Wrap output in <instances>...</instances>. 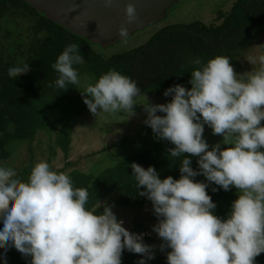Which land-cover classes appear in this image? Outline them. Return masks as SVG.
<instances>
[{"label":"clouds","instance_id":"9594fccd","mask_svg":"<svg viewBox=\"0 0 264 264\" xmlns=\"http://www.w3.org/2000/svg\"><path fill=\"white\" fill-rule=\"evenodd\" d=\"M114 3L103 0L105 8ZM123 14L121 39L139 22L134 0H128ZM230 61L228 56L206 63L201 57L193 59L191 88L169 87L163 95L172 99L165 104H138L141 90L136 81L115 69L81 92L96 117L123 113L130 119L136 115L134 106L143 105L145 125L157 140L175 146L168 150L170 157L182 158L179 179H161L154 166L130 165L136 189H143L138 195L151 201L158 221L152 231L160 245H149L144 234L129 231L114 205L88 207V190L74 187L71 176L53 170L48 161L37 162L27 180H21L14 167L0 164L3 264H8L6 253L12 248L28 264H122L125 250L141 255L137 264H149L157 247L167 251V264H256L264 253V55L248 57L254 69L244 74ZM85 63L80 46L67 45L52 64L58 76L49 87L78 88V66ZM30 70L29 63L19 62L7 75L17 80ZM205 126L222 141L210 146ZM192 157L197 158L195 169ZM201 175L206 182L196 179ZM212 184L219 186L212 192L238 190L226 218L215 214L217 204L208 194Z\"/></svg>","mask_w":264,"mask_h":264},{"label":"trees","instance_id":"16d2710c","mask_svg":"<svg viewBox=\"0 0 264 264\" xmlns=\"http://www.w3.org/2000/svg\"><path fill=\"white\" fill-rule=\"evenodd\" d=\"M218 15L220 24L208 25L201 21L173 24L156 34L148 43L106 58L98 52L100 46L50 20L24 1L0 0V164L5 166L13 159V153H17L21 147L25 148V156L28 154L31 158L21 163L17 174L21 180H27L42 151L41 142L38 141L42 133L48 136L55 134L56 146L67 157L77 120L88 110L85 103L81 102L84 99L81 92L89 84H95L109 70L115 69L136 81L141 96L163 94L176 84L190 89L189 80L195 67L192 60L197 57L203 58L206 63L216 56H228L234 66L236 59L264 36V0H237L231 11H219ZM69 44L79 45L86 61L78 66L81 83L78 88L68 85L66 91L49 87L58 76L52 64ZM19 62L29 63L31 70L17 80L9 78L8 68ZM149 134L154 135L152 129ZM117 146H110L107 151ZM173 147L170 142L160 140L151 149L99 175L81 171L68 174L74 187L88 190V207H96L99 203L114 205V213L121 216H125L124 211L134 210L137 219L131 223L132 230L143 234L158 221L154 214L149 218L140 217V211L145 206H150L152 211V204L147 198L138 195V191L143 189H136L130 165L135 162L145 168L154 166L161 179L168 176L179 179V160L182 158L168 155V150ZM226 147L222 145V148ZM55 149L51 147L48 152L51 166L53 158L57 156ZM192 160L195 169L198 167L197 158L192 157ZM196 179L206 182L199 176ZM212 187L219 186L212 184L208 189V194L217 204L215 214L226 218L232 202L238 199V190L232 188L230 191L220 189L212 192ZM102 207L96 208L97 213L103 210ZM151 239L150 235L144 237L147 244L158 246L162 243L158 236L157 241ZM2 251L3 246L0 245ZM6 257L8 264H28V259L15 248L10 249ZM166 257L167 251L161 252L157 247L155 259L149 264H159L158 261H166ZM141 258L140 254L125 250L122 264H137ZM3 259L0 256V264H3ZM256 264H264V253L256 258Z\"/></svg>","mask_w":264,"mask_h":264},{"label":"rangeland","instance_id":"374dc122","mask_svg":"<svg viewBox=\"0 0 264 264\" xmlns=\"http://www.w3.org/2000/svg\"><path fill=\"white\" fill-rule=\"evenodd\" d=\"M236 1L180 0L179 3L168 11L167 17L162 22L136 32L125 41H121L114 46L105 49L97 48V50L104 57L109 58L119 53L134 50L148 43L156 34L173 24H188L194 21H201L208 25L220 24V21H218L219 11H231ZM259 55H264V36L258 40L254 47L236 59L237 63L233 66L235 71L238 74L252 71L254 66L247 61V58ZM256 67H259V65ZM171 99L172 97L170 96L165 97L163 94L150 93L139 96L137 103L165 104L170 102ZM134 108L136 115L130 119L126 115H123V113H104L96 117L89 109L86 110L82 117L77 120L73 129L67 157L56 146L57 138L55 134L52 136H48L45 133L40 134L38 141L41 142L40 148L42 151H40L41 153L39 152L36 163L41 160L48 161V152H50L51 147H55L57 156L52 161V166L55 167V170H63L66 173L81 171L99 175L102 171L115 167L130 157L151 149L160 140H157L155 135L149 134L151 128L144 123L147 114L144 111L143 105H136ZM262 124H264V121H262ZM204 137L210 146L222 141V136L213 135L212 129L208 126H205ZM119 144L123 145L117 146ZM110 146L117 147L107 151ZM25 150V148L21 147L17 153H13V159L5 166L14 167L17 170L23 161L28 159V157L31 158L28 154L27 157L25 156ZM68 163L69 165L66 166ZM199 177L205 179L203 176ZM124 213L125 216L117 215V217L124 221V226L129 231L133 232L131 223L136 221L137 214L134 210L124 211ZM140 214L141 218H149L153 215V212L150 206H145L140 211ZM152 227L153 225L150 229ZM149 230L143 233L144 237L150 235L151 240L157 241V234ZM166 261H158V263L167 264Z\"/></svg>","mask_w":264,"mask_h":264},{"label":"water","instance_id":"95a60500","mask_svg":"<svg viewBox=\"0 0 264 264\" xmlns=\"http://www.w3.org/2000/svg\"><path fill=\"white\" fill-rule=\"evenodd\" d=\"M22 1L74 34L105 49L162 22L168 11L180 0H134L139 12V22L130 26L129 35L125 39L118 36V28L124 20L123 8L128 0H115L111 8H105L103 0Z\"/></svg>","mask_w":264,"mask_h":264}]
</instances>
